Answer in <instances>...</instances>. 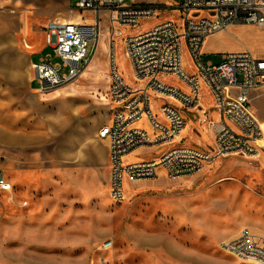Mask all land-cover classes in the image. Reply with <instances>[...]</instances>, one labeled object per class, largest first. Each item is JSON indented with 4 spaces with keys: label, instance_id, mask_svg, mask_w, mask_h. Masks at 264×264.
<instances>
[{
    "label": "rangeland",
    "instance_id": "rangeland-1",
    "mask_svg": "<svg viewBox=\"0 0 264 264\" xmlns=\"http://www.w3.org/2000/svg\"><path fill=\"white\" fill-rule=\"evenodd\" d=\"M78 1L70 0L69 5V0H0V11L17 16L18 25L20 17L28 19L35 33L38 53L34 61H37L49 51L46 47L42 50L46 24L50 20L81 15L75 10ZM179 16L178 11H162L157 17L143 20L136 28L121 27V30L123 36L134 35L163 21L178 20ZM102 23L103 29H107L105 16ZM240 26L244 27L218 36V46L224 53L243 48L264 57V28ZM97 47L78 80L28 97L25 102L27 132L34 130L36 140L41 142L29 151L41 165L47 189L28 197L27 188L15 186V201H22L23 216L39 211L41 207L37 206L41 202L52 209L67 210L72 217L58 229L23 230L21 244H9L2 233L1 206L6 200L1 195L0 264H256L229 255L221 244L245 229L264 236V158L257 160L242 154L217 158L202 172L178 180L169 179L162 171L158 179L126 181L128 191L121 202L110 197L107 141L98 135L110 118L109 37L101 35ZM222 53L203 54L202 59L218 64ZM184 57L186 69L194 72L186 50ZM116 64L130 85H143L134 78L121 36L117 37ZM162 80L187 90L175 77ZM33 88L37 90L36 82ZM201 95L209 118L218 121V112L213 109V99L205 86ZM152 97L154 105L169 102L155 99V93ZM253 103L257 118L264 120V88L256 92ZM185 115L193 119L186 111ZM189 124L190 120L187 129H191ZM133 126L146 128V122ZM176 142L209 150L213 134L203 124ZM166 148L138 149L125 158V163L157 158ZM2 160L6 157L0 156V167ZM55 167L68 173L67 179L65 175L59 176V188L50 190V172ZM10 208L15 211L13 206ZM107 242L111 243L108 249Z\"/></svg>",
    "mask_w": 264,
    "mask_h": 264
},
{
    "label": "built area",
    "instance_id": "built-area-1",
    "mask_svg": "<svg viewBox=\"0 0 264 264\" xmlns=\"http://www.w3.org/2000/svg\"><path fill=\"white\" fill-rule=\"evenodd\" d=\"M75 10L93 12L94 25L50 20L44 28L45 47L49 51L31 64L33 81L42 94L78 80L92 61L105 16L110 44L111 109L109 121L98 135L107 141L109 190L114 201L125 199L126 181L158 179L162 171L169 179H183L202 172L215 159L230 155L264 158V132L253 105V93L264 88V57L246 49L222 53L218 64L202 59L209 36L233 25L264 28V0H183L182 4L177 0H79ZM169 10L178 11L179 19L123 36L121 27L136 28L143 20ZM119 36L135 80L143 82L141 87L130 85L117 67ZM185 50L194 72L186 69ZM168 76L178 79L187 90L162 80ZM203 86L213 99L218 121L209 118L201 95ZM152 93L155 99L175 100L180 107L164 102L154 112ZM185 111L200 126L204 124L212 131L209 150L177 144L187 128ZM143 121L146 128L133 126ZM151 147L167 148L152 160L125 163V158L136 150ZM0 195L10 199L15 196V186L1 168ZM110 246L111 243L105 244L107 249ZM221 248L239 260L264 264V236L247 229L224 241Z\"/></svg>",
    "mask_w": 264,
    "mask_h": 264
},
{
    "label": "crops",
    "instance_id": "crops-1",
    "mask_svg": "<svg viewBox=\"0 0 264 264\" xmlns=\"http://www.w3.org/2000/svg\"><path fill=\"white\" fill-rule=\"evenodd\" d=\"M82 18L85 20H82ZM17 19H19L17 16L0 11V156L6 157V160L1 161L0 168L11 178L14 186L17 188L18 186L27 188V196L30 194L28 197H31L36 192L39 194L41 191L47 189V182L42 179L41 165L36 162L37 158L29 151L30 149H36L41 142L39 139L36 140V132L34 130L33 132H27L24 114L27 98L40 94L33 88L34 81L31 69V64L35 62L34 55L38 51H35V33L31 30L28 19L20 17V25H18ZM60 20L74 23L83 21L82 23L88 25H94L95 23L93 12H85L81 13V15L75 14L70 19ZM102 26L103 23L100 26L99 41L101 40V35L109 37L108 27L107 29H103ZM245 26H248L250 29L256 28L254 25L247 24ZM236 27L244 26L233 25L228 30ZM226 31L207 38L202 51L205 56L223 52L218 46L216 38L225 34ZM44 48L45 44H42V50ZM241 49L240 51L246 50ZM176 86L181 88L179 85ZM255 94L256 92L253 93V97ZM169 103L180 107V104L175 100L169 99ZM159 106L160 104L154 105V112L158 111ZM183 114L186 117L185 112ZM186 119L187 124L188 120H190L189 126H191V129L186 128L187 130H184L185 135L182 134L181 138H185L191 130L200 126L199 121L195 118ZM147 129L149 128L147 127ZM206 137L208 136L205 135V139ZM152 159L147 158L144 160ZM208 166L210 165L206 167ZM51 171L49 189L57 190L60 186L59 176L65 175L67 179L68 173L64 174L60 172L62 170H59L57 167ZM2 196L4 197L2 200H6L1 206L2 233L9 244H21L23 230L34 231V229H41L50 231L58 229L65 225L67 219L72 217L71 213L67 210L52 209L46 203L41 204V202L37 206V208L41 207L39 211H34L31 214L23 216L21 214V211L24 212L22 201L19 199L15 201L16 196H14V199H10L7 195ZM11 206H13L14 212L11 210ZM68 213H70V216H68Z\"/></svg>",
    "mask_w": 264,
    "mask_h": 264
},
{
    "label": "bare ground",
    "instance_id": "bare-ground-1",
    "mask_svg": "<svg viewBox=\"0 0 264 264\" xmlns=\"http://www.w3.org/2000/svg\"><path fill=\"white\" fill-rule=\"evenodd\" d=\"M82 20H83V18H82ZM83 22V21H82ZM82 22H78V23H82ZM99 44H100V41H99V43H98V46H99ZM97 50H98V47H97ZM97 50H96V52H97ZM259 120V123H260V125H261V128H262V130H263V132H264V120H260V118L258 119ZM183 135H185V131L183 132ZM210 166H211V164H210ZM105 201V200H104ZM103 201V202H104ZM234 201V200H233ZM109 205V204H108ZM247 261H250V260H247ZM251 262V261H250Z\"/></svg>",
    "mask_w": 264,
    "mask_h": 264
}]
</instances>
